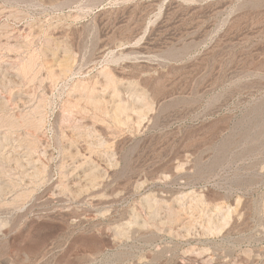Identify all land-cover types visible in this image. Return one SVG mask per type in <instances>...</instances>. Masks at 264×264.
<instances>
[{
  "label": "rangeland",
  "instance_id": "rangeland-1",
  "mask_svg": "<svg viewBox=\"0 0 264 264\" xmlns=\"http://www.w3.org/2000/svg\"><path fill=\"white\" fill-rule=\"evenodd\" d=\"M0 264H264V0H0Z\"/></svg>",
  "mask_w": 264,
  "mask_h": 264
}]
</instances>
